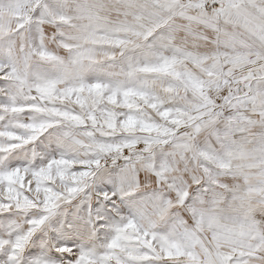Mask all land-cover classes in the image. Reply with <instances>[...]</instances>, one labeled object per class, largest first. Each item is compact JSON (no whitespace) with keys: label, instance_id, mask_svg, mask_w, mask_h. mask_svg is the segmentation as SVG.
<instances>
[{"label":"snow or ice","instance_id":"snow-or-ice-1","mask_svg":"<svg viewBox=\"0 0 264 264\" xmlns=\"http://www.w3.org/2000/svg\"><path fill=\"white\" fill-rule=\"evenodd\" d=\"M188 95L200 104L180 124L206 134V167L180 203L146 208L166 228L148 232L129 218L95 249L61 239L59 222L14 229L9 209L30 202L24 165L41 163L39 149L77 145L101 126L151 127L142 113L180 115L176 100ZM53 96L60 102L44 99ZM136 143L97 145L126 161L105 187L123 193V175L152 148L150 138ZM0 185V264H264V0H0ZM97 199L98 215H114L116 195Z\"/></svg>","mask_w":264,"mask_h":264},{"label":"clouds","instance_id":"clouds-1","mask_svg":"<svg viewBox=\"0 0 264 264\" xmlns=\"http://www.w3.org/2000/svg\"><path fill=\"white\" fill-rule=\"evenodd\" d=\"M2 7L7 19L8 5ZM58 55L63 56L64 51ZM43 71L54 75L55 65L45 66ZM44 99L51 103L60 102L55 96ZM176 103L181 104L184 111L170 118L161 119L155 112L142 113V121H152L151 127H145L141 122L135 128L116 127L109 133L101 126L95 134L80 133L77 145L56 144L54 152L39 149L41 163L36 164L29 158V163L24 165L28 172L23 191L30 202L20 198L13 201L9 209L14 229L20 234L29 231L34 234L35 230L44 231L59 222L68 226V232L61 239H71L75 235L83 244L95 249L112 225L129 218L148 232L166 228L167 221L154 218L146 208L160 200L170 201L173 205L180 203L195 183L191 177L206 167L198 157L206 134L190 136L192 129L188 121L180 124L184 116L191 117L200 98L188 95L178 98ZM47 116L48 113H37V118ZM45 132L47 139L51 132ZM122 138H128L129 143L137 142V149H141L139 142L150 138L152 148L144 153L134 171L125 172L121 194L116 188L105 187L104 182L108 174L120 173L126 161L120 158V154L99 151L97 145L104 140L120 141ZM186 143H190L191 148L184 150L182 145ZM66 160L72 162H64ZM38 171L39 175L36 174ZM102 191L117 197L113 204L107 205L109 212L114 213L111 217L107 212L98 215L94 209V205L100 206L97 197ZM4 195L5 187L0 185V196ZM54 244H60V240Z\"/></svg>","mask_w":264,"mask_h":264}]
</instances>
